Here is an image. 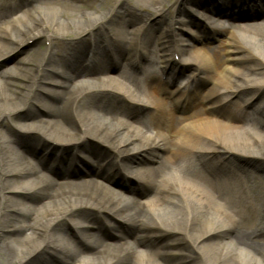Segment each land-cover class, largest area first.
I'll list each match as a JSON object with an SVG mask.
<instances>
[{
    "label": "bare ground",
    "instance_id": "1",
    "mask_svg": "<svg viewBox=\"0 0 264 264\" xmlns=\"http://www.w3.org/2000/svg\"><path fill=\"white\" fill-rule=\"evenodd\" d=\"M43 1L0 0V19L23 13L20 29H0V59L38 42L0 72V264H264V0H62L27 9ZM208 13L251 24L248 39ZM196 16L220 35L182 41ZM174 52L203 76L179 92L182 103L210 82L211 108L181 107L189 114L176 116L166 89L179 72ZM224 112L230 124L219 121ZM88 138L108 148L105 167L81 147ZM68 145L88 157L71 162L59 153ZM120 171L137 179L125 187L150 197L146 205L112 199L99 183L114 185ZM81 176L75 186L61 180ZM250 181H260L261 196Z\"/></svg>",
    "mask_w": 264,
    "mask_h": 264
},
{
    "label": "rangeland",
    "instance_id": "2",
    "mask_svg": "<svg viewBox=\"0 0 264 264\" xmlns=\"http://www.w3.org/2000/svg\"><path fill=\"white\" fill-rule=\"evenodd\" d=\"M52 2H57L58 0H51ZM207 1V0H206ZM208 2V1H207ZM33 5H35V2H33L32 3V6ZM31 6V7H32ZM31 7H30V9H31ZM37 44H38V42L36 43V45H34V46H31V44L29 45V47H26V49H24V50H21V51H18V52H14V54H11V55H9L8 57H5V59H3L2 60V62H0V72H2V71H7L8 72V70L10 69V68H12L15 64V61H17L18 59H25V58H27V56H28V54L30 53V52H32L35 48H36V46H37ZM212 45H214L215 46V44H212ZM40 49H44V44L42 45V42L40 43ZM191 72V71H190ZM10 73V72H9ZM18 82V84L20 85L21 84V82L20 81H17ZM205 90V89H204ZM6 125H7V123H6ZM249 161V160H248ZM254 161L252 160H250L249 161V163H253ZM20 209H22V208H19V207H16L15 209H14V211H18V210H20ZM16 221H19V222H21V223H23V222H25V220L24 219H15V221L13 222V224H12V229H15L17 226L16 225H18L17 224V222ZM14 237H17V238H14V240H18L19 238H18V235H15Z\"/></svg>",
    "mask_w": 264,
    "mask_h": 264
}]
</instances>
